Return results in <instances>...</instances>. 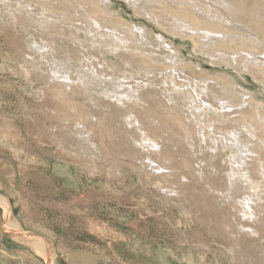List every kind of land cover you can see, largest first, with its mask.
I'll return each mask as SVG.
<instances>
[{"label": "rangeland", "instance_id": "1", "mask_svg": "<svg viewBox=\"0 0 264 264\" xmlns=\"http://www.w3.org/2000/svg\"><path fill=\"white\" fill-rule=\"evenodd\" d=\"M200 1L201 7L205 9L207 6L204 5V0ZM84 2L86 4H81L80 0H62V5L60 3L59 8H56L55 18L52 14L54 23L59 26L62 24V27H51L50 32L39 30L29 15L23 13L22 9L26 10L25 8H17L20 10L18 13L13 10L16 15L18 14L17 16L23 17L19 22L21 24L15 26L14 15L0 5V198L6 199L5 203L8 204L6 206L0 203V264H46L42 253L34 252L14 237L13 224L6 220L7 212L5 211L8 209H10L8 211L10 220L21 226L22 232L38 235L43 238L45 244L47 242V249L51 248L47 252L52 253H48L52 258V264H229L231 258L226 254L224 245L237 249L236 263L242 264L243 260L251 258L246 252L247 246L244 244L241 248L232 239L234 235L221 233L223 231L221 225L226 226L224 230L230 228L228 226H237V229L234 227V234L239 228L241 229L239 226L242 222L237 218L240 213L236 214L231 209L233 215L222 214L221 207L227 205L226 199L222 198L219 192L211 189V185L216 181L222 182L230 177L226 175L230 174L229 170H226L230 167L231 158L228 157L230 149H219V151L210 149L208 136L215 133L217 137L220 135L222 137L224 132L220 127L223 125L234 124L240 128L237 135H242L243 140L250 141H247L249 151L240 155L243 161H247L246 166L255 170H253L254 177L261 188L259 190L261 194L262 190L264 191V177H262L264 176L263 73L260 71L261 73L257 72L256 75V72L243 68L242 63H228L219 57L209 56L211 48L202 44L203 39L193 37L191 30L176 29L168 19L163 20V24L160 25L156 21L158 19H155L152 14L150 18L141 15L137 12L136 6L130 7L126 0H104V3L107 2L105 4L107 8L99 0H84ZM233 2L244 6L247 15L243 18L247 20L246 22H249L248 15L259 16L255 14L259 11L263 14L262 20H264V0H233ZM31 3L35 4L34 1ZM50 3L53 6L59 4L57 0H51ZM89 5L98 6L106 11L109 18L100 20V24L103 25L102 29L100 28L101 31L106 33L108 30L107 34L126 38L127 40H123L125 42L122 41L126 48L122 47L123 49L111 54V48L116 43L113 38L105 41L103 37H97L101 40H98L101 46L98 43L96 46L101 50H108L107 53L95 54L92 49L84 46L85 49L78 39H72L71 36L74 35H78L81 39L92 38L93 34L100 30L96 27L93 30L94 33H91V29L96 25H89L87 22L86 10L89 11ZM144 6L152 9L149 4ZM37 9L35 7V12H38ZM152 10L155 11L154 8ZM46 11L48 12V9ZM31 17L40 18L41 16L38 14ZM234 24L236 28L230 27L231 31H237L240 25L238 22ZM77 25H83L81 27L85 28V31H76ZM134 25L148 32L149 40L155 45L151 47L152 50L154 49V55H149L146 51L150 49L149 47L144 49L139 45L136 46L137 40L134 41L133 37L136 31ZM260 30L264 35V23L260 25ZM235 34L237 36L233 35L234 37L241 36L240 33ZM20 38L25 40L32 38L38 42L50 44L56 50L53 55L57 57L65 55L64 53H71L74 57L72 63L83 64L84 69L88 64L91 67L90 63L93 62L98 70L104 68V72L101 71V76L103 75L101 78H108L115 74L117 79L120 76L119 81H123L122 76H126L123 82L128 88H134L135 94L140 92L154 102H164L166 108L157 107V113L164 115L165 121L167 120L166 125L161 127L162 136L170 137L168 145L172 150L179 148L180 152L183 151L185 158L189 154L188 164L185 165L188 177L186 179L180 177L177 180L172 178L171 187L164 186V183L156 179L152 180L147 170H143L146 168L141 164L143 161L138 152L133 148L128 149L129 142L125 143L118 138L120 134L128 136L124 126L121 125L122 119L119 116L117 122L122 128H120L121 133L117 132V151L112 153L115 167L112 169L105 165L102 167L97 165L94 166L95 171L92 170L91 175L88 171L89 165L85 164V161H68L69 166L77 164L73 166L76 168L73 172V184H64L63 175L50 170L51 162L65 163L66 161L65 156L58 151L53 138V134L57 133L62 122L50 119L53 120L51 122L45 118L46 112L52 107L50 104L53 98L51 99L46 93L42 95L38 92L44 87H49V84L44 79L35 80L33 65L26 62L24 64L23 57L28 59L29 56L22 54L24 50L21 48L23 42ZM171 42L175 43L180 57H175L174 61L168 62L166 58L171 50L167 48H169L168 43ZM107 43L109 46L106 45ZM238 43L239 45L236 42V46L242 45L241 41ZM245 46L251 48L250 45ZM232 55L234 56V53ZM251 55L263 57L261 53H251ZM140 56H147L145 61H148L150 68H147L146 63L141 62ZM46 57L39 58L37 66L39 74L46 75L49 70L50 62L47 61L48 56ZM136 59L139 60L138 64L135 63ZM126 61L131 65L127 66ZM23 65L30 71L29 76L24 74ZM115 65H118L121 71L112 73L111 70ZM235 83L241 84L244 88ZM101 85H103L102 82ZM204 85L213 89L208 88L205 92L204 89L202 90ZM179 87L186 93L181 90L180 93H175L173 89H179ZM244 89L249 90L251 96L242 95ZM90 94L94 97L98 95L95 90L90 91ZM73 99L81 103L86 102L85 99H78L75 94ZM209 101L219 106L218 113L224 110L225 113L229 112L225 118L221 116L218 118L222 121L221 123L217 121L213 123L209 120L210 117H214L212 113L202 112L201 116L197 117L191 112L192 105L204 107L210 103ZM221 106L229 108L222 109ZM239 109L247 111L242 114ZM70 111L75 113L73 108ZM172 117L179 120L180 126L171 128L176 122ZM106 121L111 124V120L105 119ZM182 121L188 126L182 127ZM246 128L249 129L250 134ZM94 130L92 132L96 133L97 129ZM164 163L167 164V162ZM189 181L200 185L192 187ZM229 181L237 184L235 190L238 196H248L253 193L251 189L245 188L243 178L231 176L227 182ZM160 185L162 188L159 187ZM174 186H179L178 193L170 191ZM216 193L218 197L214 196ZM205 197L209 200L204 199ZM259 202L264 204V199ZM253 205L263 219L264 205L260 207L261 210L259 208L257 210L258 206ZM228 218L235 220V224L227 225ZM262 221L261 226H264V220ZM236 222L240 223L236 225ZM227 235H230L231 240L227 239ZM236 237L239 239L237 232Z\"/></svg>", "mask_w": 264, "mask_h": 264}, {"label": "bare ground", "instance_id": "2", "mask_svg": "<svg viewBox=\"0 0 264 264\" xmlns=\"http://www.w3.org/2000/svg\"><path fill=\"white\" fill-rule=\"evenodd\" d=\"M32 1H34L36 5L31 3ZM50 1L51 0H0V5H2L5 8V10H8V13H11L14 15L13 20H15V21H13V22L16 23V24H14L15 26L18 24H21L19 22H21L23 17L17 16L18 14L16 15L13 12V10H16L18 13V12H20V10H18L17 8H21V9L25 8L26 10L22 9L23 13H27L29 15V18L31 19V21H33L34 23L37 24V27L39 28V30L41 29L42 31L47 32V31H49V29L51 27H55V28L56 27L57 28L62 27L61 26L62 24L60 26L58 24L56 25V23H54V21H53L54 19L52 20V17H53L52 14L54 15L55 13H57L56 8H59V5L62 2V0H57L59 2V4L57 6H53L50 3ZM99 1L104 6H106V8H107V5H105L107 2L104 3V0H99ZM106 1H108V0H106ZM126 1H128V3L130 4V7H131V5H134V7L136 6V8L138 10L137 12H139L141 15L150 18L151 14H152V16L155 19H158L156 21H158V23H160V25L163 24V20L166 21V19H168L171 22L170 24H172L173 27H176V29L183 28L184 30H191L192 34H194L193 37L195 36L198 39L199 38L203 39V41H201L202 44L211 48V52L210 53L207 52V53H209V56L219 57L221 60H224L225 62H228V63L229 62H235L237 64L242 63L241 66H243V68H245L247 70L250 69V72L251 71H253V73L256 72V75H257V72L261 71L264 75V35H263V33H261L262 30H260V25H262L264 23V20H262L263 14L260 13V11H259V13H255V14H258L259 16L248 15L249 22H246L247 20L245 21L243 18V16L245 17L247 15L245 10H244V6L241 3H239V4L235 3L234 4L233 0H206V1L204 0V5L207 6L205 9L201 7V5H200L201 1L200 0H126ZM80 2H82L81 4H84V3L86 4V2H84V0H80ZM109 3H110V1H109ZM144 4L151 5L152 9L154 8L155 11L152 9H148L147 7L144 6ZM61 5H62V3H61ZM33 7H34V9H33ZM35 7L38 8L37 9L38 12H35ZM89 7L91 9L89 8V11L86 10L87 20H88L87 22L89 25L90 24L96 25L94 27L92 26L93 27L91 29V33H92L96 27L98 30L100 28L102 29L103 25L100 24V20L109 18V15L106 13L105 10L101 9L98 6H95V5L90 6L89 5ZM46 9H48V12L46 11ZM28 10L30 12H28ZM38 14L41 16L40 18H37V17L32 18L31 17L32 15L36 16ZM70 15H72V14H70ZM54 18H55V15H54ZM56 21H57V19H56ZM234 22H238L240 24L237 28V31H235L234 29H233L234 31L230 30V27H233V26L235 27ZM12 25H9V26H12ZM83 25H81V26H83ZM73 26H76V25H73ZM81 26L75 27L76 31H78V30L79 31H81V30L85 31V28H82ZM23 27H25V26H23ZM134 27H136V31L138 32V33H136V31H135V33L137 35L135 33L133 34L134 31L132 32L133 37H134V41L137 40L135 42L136 46L139 45L140 47H143L144 49L149 47L150 49H147L146 51L148 52L149 55H151V54L154 55L155 54L153 51L154 49L153 50L151 49V47H153L154 44H152V42L149 40L148 32L140 26L134 25ZM101 29L99 31H97L98 33H96L95 35L93 34L92 38L81 39L78 35H74L71 37H72V39H75V40L78 39L81 42V44L83 45V47L85 46L86 48L92 49L94 51L93 53H95V54L96 53H98V54L107 53V50H108V49L107 50H101L98 46H96L97 43L100 44V46H101V42H99L101 40L98 39L100 37H103V39L105 41L109 40L110 38H113L114 42H116V43H114L113 48H111L112 49L110 52L111 54L114 52H117L116 50H119L122 47L126 48L124 43H122V41L125 40L126 38L123 39V36L121 38L117 35H115V37H114L110 33L107 34L108 30H106V33H104V32H102L103 30L101 31ZM58 32H60V31H58ZM129 32H130V30H129ZM235 33H238V34L240 33L241 36L236 37L237 35ZM73 34H71V35H73ZM86 34H88V33L86 32ZM233 35H236L235 36L236 38ZM105 36H108L109 38L107 39ZM10 38H11V36H10ZM18 38H19V36H18ZM20 39H22V38H20ZM21 41L24 43V44L22 43L23 45L21 44V46H22L21 48L24 50V51H22V54L29 56L28 59L23 57L24 64H26V63L29 65L32 64L33 68H34V76L32 74L31 75L33 77H35V80L37 79V81H39V79H40L42 81V79H44V80H46L45 82L49 84V87H44L43 89L39 90L40 92H38L42 95L44 93H46V95H48L51 99L53 98L52 103L50 104L52 107L49 111L46 112L47 116L45 118H48L49 120L53 119L55 122L56 121L62 122L60 127H59L60 129L57 128L59 130L57 131V133L53 134V138H54L55 144L57 145L56 147H57L58 151L61 152L65 156L66 161H64L65 163H63V162L62 163H58V162L52 163L51 162L50 170L53 173L58 172V173L62 174L64 184H67V185L73 184V179H74L73 172L76 169L73 166L75 164H77V163H74L73 166H69L68 161H72V160L73 161H76V160L85 161V164L88 163V165H89L88 171L90 172V174H91V171L94 169V166H97V165L98 166L101 165V167H102V165H105L107 168H112V169L115 167V159L113 158L112 153H115V151H117V132L121 133L120 132V128H122V127H120L121 125L124 126L125 132L128 133V136H126L125 134H120L118 136V138L120 140L125 141V143L129 142L128 149L133 148V149H135L134 151L138 152L139 157L141 156V160L143 161V162H141V164L146 168L143 170L144 171L147 170L146 172L151 175L150 177L152 178V180L156 179L157 181L164 183V186L171 187L170 180H172V178H174V179L176 178V180H177V179H180V177H182L184 179H186L188 177V174L185 170V165L188 162V155L189 154H187V158H185V157H183V154H182L183 151L180 152L179 148L178 149L175 148L176 150H172L171 146L168 145V143H169L168 140L170 139V137H168V136L163 137L162 136L163 130L161 129V127L166 125L167 120L165 121L164 115L157 113V107H160V106L163 107L164 106V108H166V104H164V102H159V103L154 102L151 99H148L147 96L145 97V95H142L143 93H140V92H137V94H135L134 88H132V87L128 88L125 85V83L123 82L125 80V78H127L126 76H122V80L124 79L123 81H119L118 79L120 76L117 79V75H115V74L113 76H109L108 78L107 77L101 78L103 76V75L101 76V71L104 72V68H103V70H98L95 67V65L93 64V62L90 63L91 67H89V64H88L87 68L84 69L83 64L76 63V62L75 63L73 62L74 64L72 63V61H74L73 60L74 57L71 55V53H68V54L64 53L65 55H63L61 57H57V56L53 55L54 51L56 53V50H54L50 46V44H45L46 42L45 43L38 42L37 40H33L32 38H30V40L29 39L28 40L22 39ZM112 41H111V43H112ZM240 41H241L240 44H242V45L239 47L236 46V42L239 45L238 42H240ZM123 42H125V41H123ZM201 42H199V44ZM174 44L175 43H172V42L170 44L168 43L169 48H167V49L171 50V53H169L168 57L166 58L167 59L166 61L169 60L168 62H170L172 60L174 61L176 59L175 57H180L179 56L180 52L178 51V49L175 47ZM246 44L250 45L251 48H249V46L247 48L245 46ZM106 45H108V43ZM126 45H128V44H126ZM48 46H49V48H48ZM253 46H254V48H253ZM127 47H130V46H127ZM132 48H134V47H132ZM109 49H110V47H109ZM135 49H137V47H135ZM19 50H18V52H19ZM233 53H234V56L232 55ZM251 53H255V54L261 53V54H263V57L261 58L258 56H254V55H251ZM118 55H120V54H118ZM230 55H232V56H230ZM19 56H21V55H19ZM46 56H48L47 61L50 62L49 63V70H47L46 75H43L42 73L39 74L37 72V70H38L37 66L39 64V58L45 59V58H47ZM145 57H147V56H145ZM145 57L140 56V60H141V62L146 63L147 68H150L148 61H145ZM211 60H213V59H211ZM136 61H137V59H136ZM136 61H135V63L138 64L139 60L137 62ZM125 64L127 66L131 65L127 61L125 62ZM237 66H239V65H237ZM23 67H24V71H23L24 74L26 76L27 75L29 76L30 71L28 70V68L25 65H23ZM108 67L110 68L109 65H108ZM118 67H119L118 65H115L112 68L111 72L115 73V72H117V70L121 71V69H118ZM73 68H75V69H73ZM101 82L103 85H101ZM263 82H264V79H263ZM235 84L239 85L241 88H244L241 84H238V83H235ZM204 86L202 87V90L204 89L205 92L208 90V88H209V90L212 88L209 86H205V87ZM67 87H68V89H67ZM169 89L170 88H168V90ZM93 90H95L98 93V95L96 97H94L92 94H90V91H93ZM173 90H175L174 91L175 93H180L181 89L179 87V89H173ZM196 91H197V89H196ZM182 92H184V91H182ZM228 92H229V90H228ZM184 93H186V92H184ZM184 93H181V94H184ZM74 94H75V96L78 97V99L79 98L85 99L86 102L81 103L77 100H74L73 99ZM248 94L251 96V92L247 89H244L242 95H248ZM38 97H39V94H38ZM200 98H203V97H200ZM203 100L205 101V99H203ZM193 101H195V100H193ZM186 104H187V102H186ZM215 104L216 103H214V102L213 103L210 102V103H208L207 106H204V107L201 105L197 106L196 104H194L191 107V112L193 114H195L197 117H200L202 112H206L207 114L212 113V115H214V117H212V118L210 117L209 120H212L213 123H214V121L221 123L222 121L218 120V118L220 116L225 118L227 115H229V112L225 113L224 112L225 110H224L223 112L218 113L217 110L219 109V106H216ZM227 104H229V103H227ZM225 107H228V106H225ZM225 107H222V109ZM71 108L75 109V113H72L70 111ZM246 111L247 110H245V109L240 110V112L242 114H244ZM119 116L122 119L121 125L119 124V122H117V118H119ZM102 118H105L107 120H111L110 121L111 124H109V121L105 122V119L102 120ZM172 118H174V117H172ZM174 119L176 120V122L173 121L174 125L171 127L172 129H173V127L180 126L179 120L176 118H174ZM53 120L52 121L50 120V121L53 122ZM233 120H236V119L233 118ZM155 121H156V123H155ZM194 121H196V120L194 119ZM59 123H57V124L59 125ZM186 124L187 123L183 122L182 127L188 126ZM218 126H219V124H218ZM223 126L222 127L219 126L220 129H222L224 132L222 137H220L221 135L219 137H217L215 135V133L208 136L209 141H210L209 148L214 150V151H216V150L219 151V149H222V150L230 149V150H228V153H229L228 157L231 158V161L229 164L230 167H228V169H226V170H229L230 174L228 173V171H227L228 174H226V173L225 174L228 175V177L229 176L230 177L236 176L238 179L243 178V180L245 181V188L251 189L253 193L249 194V195L247 194L248 196H243V195L238 196L236 194V190H235V189H237L236 188L237 184L235 185V183L233 181H229V183L227 182V180H230V177L227 178L226 180L222 181V182H219V180H218L214 184L211 185V189L219 192L221 194L220 196L222 198L226 199L227 205L221 207L222 212H223L222 214H225L226 216L233 215L231 212V209H233L234 212H236V214L240 213L239 217H237V218L239 219L240 222H242V224H240L241 226H239V227H241V229L242 228L243 229L241 230L238 227L239 229L236 231L237 233H239V239H237V237H236V232L234 234V231H233L234 227L236 228L237 226H228L230 228L224 230V228L226 226L221 225V227L224 231V232L222 231L221 233L234 235L233 236L234 238L232 237V239H234L237 242V245H240L241 248L244 247L243 246L244 244L247 246L248 251H246V252L249 253L251 258L246 259L245 261L243 260V263L264 264V226H261L262 225L261 223L263 222L262 220H264V217L262 219L259 216V213H257V211L253 205V204H255L258 206L257 210H258V208L260 209V207L264 205V204L259 202V200L264 199V195L263 196L261 195L262 192H264V191L262 190V192L260 194L259 190H261V188L258 186L257 179L254 177V171L255 170L253 169L254 170L253 171L251 167H247L246 166L247 161L246 162H245V160L243 161V158L240 155L241 153L243 155L244 152L249 151V147H248V143H247V141H249V140L248 139L243 140L244 138H242V137H244V136L241 135L242 136L241 137L240 135H237L238 132L240 131V128H238L237 125H236L237 127L234 126V124H232L230 126L229 125H226L224 127ZM205 127H207V126H205ZM231 127H232V129H231ZM95 128L97 129V132L93 133L95 131L94 130ZM186 128L189 129L188 127H186ZM246 129H247L246 131L250 134L249 129L248 128H246ZM203 130H204V128H203ZM230 133H231V135L228 136L227 134H230ZM205 134H206V132H205ZM251 136L252 135H250V137ZM204 137H203V139H204V141H206ZM223 142H225L228 146L226 144L223 145L222 144ZM130 144H131V147H130ZM219 144H222V145L220 146ZM250 145H252V144H250ZM231 149H233L234 151ZM134 151H133V153H135ZM252 152H253V150H252ZM116 154H117V152H116ZM226 154H227V152H226ZM211 155H213V154L211 153ZM90 156H93V157H90ZM224 157H226V156H224ZM246 157H247V155H246ZM129 160H131V159H129ZM129 162H131V161H129ZM164 162H167V164H165ZM189 162H190V160H189ZM121 163H123V162H121ZM112 169H109V171H112ZM175 169H177V171H174ZM182 170H183V172H181ZM93 171H95V170H93ZM93 174H94V172H93ZM110 176H112V174ZM262 177H264V176H262ZM231 179H233V178H231ZM211 180H212V178H211ZM192 181H193V179H192ZM179 182L181 183L182 181L180 180ZM185 182H187V181H185ZM193 182H190V185L192 187H197L198 185H200V184L195 185ZM239 182L241 183V181H239ZM179 186H176V187L174 186V188H171L172 190H170V191L178 193ZM159 187L162 188L161 185ZM202 187H203V185H202ZM203 192H205V191H203ZM216 195H217V193L214 196L216 197ZM217 197H218V195H217ZM204 199L209 200L208 197H205ZM5 200H3V198L2 199L0 198V203L7 206L8 204H6L7 202L5 203ZM221 201H222V199H221ZM204 203H207V202H204ZM9 210L10 209L5 211L3 209V211L7 212L6 213V216H7L6 220L13 224V227H14L13 230H14V234H15L14 237L18 238V240H20L23 244H25L26 246L31 248L34 252L42 253L46 264H52L53 263L52 258H50L48 255V253H51V252H47L51 248L49 247V249H47L48 248L46 245L47 242L45 244L43 241V238H41L38 235H34V234H31V233L26 232V231H25L26 233L24 231L22 232L21 226H19L17 223L10 220V217L8 216ZM207 210H209V209H207ZM220 215H221V213H220ZM212 216H214V215H212ZM209 220H210V218H209ZM223 221L225 222V220H223ZM226 221H227V225H234L235 224V222H234L235 220H231L230 218H228ZM240 222H238V223H240ZM238 223L236 222V225ZM217 230H219V229H217ZM229 236L227 235V239H230ZM224 248H225V252H227L226 254L228 256H230V258H231V261H229V264H237L236 263V259H237L236 254H238L237 249L232 248V247L230 248V247L225 246V245H224ZM222 251H224V250H222ZM51 256H53V255H51Z\"/></svg>", "mask_w": 264, "mask_h": 264}]
</instances>
